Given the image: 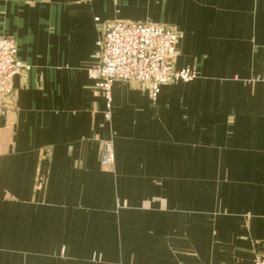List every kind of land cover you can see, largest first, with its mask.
Listing matches in <instances>:
<instances>
[{"label":"crops","instance_id":"0c3cea01","mask_svg":"<svg viewBox=\"0 0 264 264\" xmlns=\"http://www.w3.org/2000/svg\"><path fill=\"white\" fill-rule=\"evenodd\" d=\"M116 20L172 26L174 66L196 79L154 103L116 81L107 121L86 72L100 25ZM0 36L30 67L0 101V264L264 254V0H0Z\"/></svg>","mask_w":264,"mask_h":264},{"label":"built area","instance_id":"2783aa9c","mask_svg":"<svg viewBox=\"0 0 264 264\" xmlns=\"http://www.w3.org/2000/svg\"><path fill=\"white\" fill-rule=\"evenodd\" d=\"M95 21L98 22V18ZM100 26L96 50L91 55L94 64L87 69L86 74L105 100V120L110 119L111 87L116 81L146 86L154 103L161 86L189 83L196 79V72L192 68L178 69L174 66L178 35L173 28L119 20ZM29 69L17 59L15 41L0 36V101L11 96L14 77ZM99 165L104 172L113 170L111 139H105L100 144ZM252 264H264V256L256 254Z\"/></svg>","mask_w":264,"mask_h":264},{"label":"water","instance_id":"95a60500","mask_svg":"<svg viewBox=\"0 0 264 264\" xmlns=\"http://www.w3.org/2000/svg\"><path fill=\"white\" fill-rule=\"evenodd\" d=\"M120 21V20H119ZM122 22H124V23H151V22H129V21H122ZM153 24H157V23H153ZM159 25H164V26H168V25H165V24H159ZM168 27H171V28H173L172 26H168ZM103 28V27H102ZM102 28H101V30H102ZM176 32H177V35H178V39H177V44H176V52H175V56L178 54V50H177V47H178V42H179V39H180V34H179V32L176 30ZM258 255H260V256H264V254H262V253H257Z\"/></svg>","mask_w":264,"mask_h":264},{"label":"rangeland","instance_id":"374dc122","mask_svg":"<svg viewBox=\"0 0 264 264\" xmlns=\"http://www.w3.org/2000/svg\"><path fill=\"white\" fill-rule=\"evenodd\" d=\"M174 84H178V83H174ZM114 161H115V157H114ZM113 168H114V165H113ZM112 171H113V170H112ZM112 171H111V172H112Z\"/></svg>","mask_w":264,"mask_h":264}]
</instances>
